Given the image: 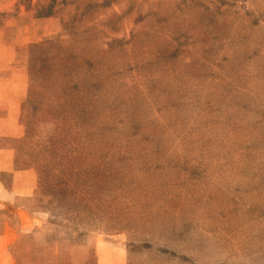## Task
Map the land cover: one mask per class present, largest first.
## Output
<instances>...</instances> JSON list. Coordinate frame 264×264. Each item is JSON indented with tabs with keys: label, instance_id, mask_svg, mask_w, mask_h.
I'll return each instance as SVG.
<instances>
[{
	"label": "rangeland",
	"instance_id": "obj_1",
	"mask_svg": "<svg viewBox=\"0 0 264 264\" xmlns=\"http://www.w3.org/2000/svg\"><path fill=\"white\" fill-rule=\"evenodd\" d=\"M0 264H264V0H0Z\"/></svg>",
	"mask_w": 264,
	"mask_h": 264
}]
</instances>
